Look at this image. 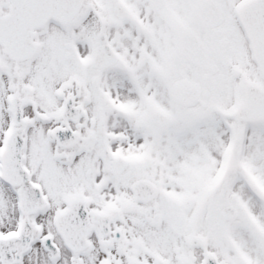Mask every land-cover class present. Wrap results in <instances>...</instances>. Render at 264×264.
<instances>
[{
	"label": "snow or ice",
	"instance_id": "6c2138e0",
	"mask_svg": "<svg viewBox=\"0 0 264 264\" xmlns=\"http://www.w3.org/2000/svg\"><path fill=\"white\" fill-rule=\"evenodd\" d=\"M0 264H264V0H0Z\"/></svg>",
	"mask_w": 264,
	"mask_h": 264
}]
</instances>
